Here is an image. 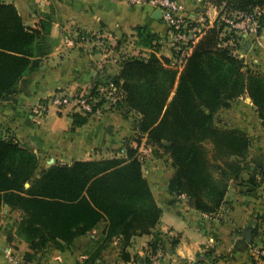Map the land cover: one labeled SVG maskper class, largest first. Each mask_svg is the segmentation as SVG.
I'll return each instance as SVG.
<instances>
[{
	"label": "trees",
	"instance_id": "16d2710c",
	"mask_svg": "<svg viewBox=\"0 0 264 264\" xmlns=\"http://www.w3.org/2000/svg\"><path fill=\"white\" fill-rule=\"evenodd\" d=\"M203 1L215 6L218 15L192 46L180 71L169 66L166 57L130 56L107 80L122 91L117 108L137 116L132 119L134 136L146 133V141L168 153L174 167L168 190L185 194L193 208L214 213L224 202L230 180L239 177L237 157L250 142L241 130L213 125L214 112L224 104L222 96L248 94L264 128V76L242 72L239 56L231 46H222L228 25L221 15L250 12L264 6V0ZM135 31L142 46L158 39L145 26ZM38 37L12 4H0V99L14 94L20 79L37 65L33 56ZM130 140L134 137L123 140V159L54 164L34 176L35 154L0 135V208L7 204L22 213L16 234L36 249L46 241L69 243L100 222L106 238L120 236L127 242L132 235L149 233L161 210ZM162 237L155 235L149 247L155 248ZM177 242L176 237L168 239L170 251ZM219 258L206 249L190 264H213ZM83 264L99 263L87 259Z\"/></svg>",
	"mask_w": 264,
	"mask_h": 264
},
{
	"label": "crops",
	"instance_id": "0c3cea01",
	"mask_svg": "<svg viewBox=\"0 0 264 264\" xmlns=\"http://www.w3.org/2000/svg\"><path fill=\"white\" fill-rule=\"evenodd\" d=\"M178 1L187 13L200 14L211 24L218 15L217 8L203 0ZM0 4H12L24 25L39 32L33 56L37 65L20 79L14 94L0 99V134L15 136L20 145L35 154L43 169L54 164L100 159L93 151L121 149L123 140L135 135L131 118L108 110L95 121L74 123V119L81 116L69 108L36 113L32 107L55 91L85 92L99 78L118 74L120 65L104 60L94 39L82 40L80 34L95 38L100 33L116 32L128 41L137 42L135 28L145 26L159 38H166V27L160 16L154 17L156 9L148 0L136 3L126 0H0ZM261 10L264 12L263 8ZM261 37L264 38V31ZM245 46L250 47L248 43ZM136 48L145 52L141 44ZM254 49L257 54L248 56L244 48L243 56L249 57V63L258 61L264 72V45L256 42L250 50ZM157 54L169 56V48L162 46ZM233 127L253 140L244 155L237 158L241 165L239 177L230 180L218 211H199L189 204L185 194L168 190L174 173L168 155L164 154L162 160L147 158V170L142 172L161 210L159 220L149 233L132 235L127 242L114 236L100 247L101 255L96 262L150 264L145 257L149 242L155 235L172 234L178 242L160 264H190L206 249L212 250L214 256H222L213 264H252L247 246L262 236L264 225V140L254 139L252 127ZM149 150L142 151L144 154L148 151L150 157ZM11 210L7 204L0 208V264H83L92 243L100 235L93 229L95 234L77 235L69 243L49 242L31 249L30 244L16 234L18 221L14 220ZM16 213L21 215L19 211ZM103 228L104 225L101 233L105 237ZM87 236L93 237V242L86 244ZM164 245L169 248L165 240Z\"/></svg>",
	"mask_w": 264,
	"mask_h": 264
},
{
	"label": "built area",
	"instance_id": "2783aa9c",
	"mask_svg": "<svg viewBox=\"0 0 264 264\" xmlns=\"http://www.w3.org/2000/svg\"><path fill=\"white\" fill-rule=\"evenodd\" d=\"M130 3H136L138 0H126ZM152 8L160 11V19L166 27V38L154 40L150 46H143L145 53L144 58L155 54L158 57H166L169 66L180 71L186 63L192 46L200 38L205 28L211 23L207 22L200 14L187 13L184 6L178 0H148ZM262 13L261 8H254L250 12H228L221 15V19L228 25L227 32L222 33L224 38L221 40L222 46H231L235 51L234 31L241 29V35H256L262 30ZM233 31V33L228 32ZM82 40H93L102 50L104 60H111L113 64L120 65L122 60L127 58L124 55V37L121 33L104 32L92 38L91 36L80 34ZM168 47L170 55L164 56L157 54L161 47ZM241 52V51H240ZM239 52V53H240ZM129 57V56H128ZM122 91L113 82L107 80V77L99 78L90 84L85 92L73 94L53 92L47 98L42 99L32 110L37 112H50L51 110H62L69 108L81 117L98 118L105 111L115 110L121 101ZM134 115V114H133ZM136 148L137 146H133ZM140 151V149H139ZM142 151V150H141ZM138 156V155H137ZM139 160L141 155L138 156ZM175 237L172 234L162 237L163 241ZM159 243L155 248L149 247L146 252V259L150 264H160L172 251L167 248L164 242ZM169 244V243H168ZM247 254L252 264H264V225L262 236L247 246ZM20 264V263H19Z\"/></svg>",
	"mask_w": 264,
	"mask_h": 264
},
{
	"label": "rangeland",
	"instance_id": "374dc122",
	"mask_svg": "<svg viewBox=\"0 0 264 264\" xmlns=\"http://www.w3.org/2000/svg\"><path fill=\"white\" fill-rule=\"evenodd\" d=\"M261 8L264 9V6H261ZM262 21L264 22V12L262 13ZM262 26L264 27V23H262ZM259 31V34L253 35V34H249L247 36H243L241 35V29L238 28L236 31H230L228 29V32H231L234 34V45H235V51L234 54H237L241 60V71L242 72H251V73H255V74H259L264 76V72L261 70L258 61H251V63H249V57L248 56H252L257 54V50H250L253 49V47L255 46L256 42L258 45H264V38L261 37V33L263 30ZM255 41V42H254ZM139 41H135V40H131L128 41V39H124L123 42V47L124 50H126L127 52L124 54L127 57L132 56L133 58H144V56L146 54H139V53H145L143 50L141 49H137L136 45L139 46L140 44H138ZM249 44V48H246V44ZM244 48L247 50L248 56H243V50ZM251 51L248 52V51ZM132 51H136L134 53H132ZM241 51V52H240ZM240 52V53H239ZM245 53V52H244ZM103 75V74H102ZM222 102L224 103L222 106H220L213 114L212 116V122L213 125L217 128H228V129H237V127H233V126H242V127H252L253 131H254V139L256 141H262L264 140V128L262 126V121L258 116L256 107L253 105L251 98L248 96V94H241L240 96H236V97H231L230 99L225 98V95L222 96ZM112 112H117L122 114V116L127 117V118H131L134 119L136 116L132 115L131 112H125L126 109L123 107H118L115 110H110ZM83 119H85V122H90L89 120H96L97 118H86V117H81ZM239 130V129H237ZM243 132V131H242ZM2 136V138H6V139H15L16 137L11 135V134H7V133H1L0 134ZM249 141H252L253 139L248 137ZM138 139V141L136 140ZM132 146H137L136 147V154L139 156L141 155V163H142V168L144 167V170H142L143 172H146L147 170V158H152V159H157V157H160V159L162 160V157L164 154L168 155V153L160 146H156L154 144H152L149 141H146V133H140L138 136H134V141L133 142H129ZM144 144V145H143ZM146 144L150 145L146 146ZM166 144V143H165ZM23 146V145H22ZM144 148H147L148 150L151 148V150H149V155L148 156V151L147 153H143V151H141ZM122 149V150H121ZM121 149L119 150H110V151H93V155L100 157V159L103 158H119V159H123L125 158V147L122 146ZM140 149V151H139ZM144 154V155H143ZM243 156V155H242ZM169 157V155H168ZM170 158V157H169ZM238 158V157H237ZM233 159V158H231ZM152 161V160H151ZM43 169L42 165H37L36 171L34 176H38V174L40 173V171ZM148 183V182H147ZM29 185H24L25 188H27ZM19 210H15L12 209L11 212H13V218L15 221H18L20 216H19L16 212H18ZM15 223V222H14ZM17 223V222H16ZM264 224V223H263ZM104 225V222H100L98 223L93 229H97V233L99 232V238L98 240H95V243H92L90 251L88 252L89 256L87 259H96L101 255L100 253V247L103 246L105 243H107L109 240H111V238H106L102 235L101 233V228ZM91 229L90 232L91 234H95ZM94 238L93 237H89L87 236L86 238V244L87 242H93ZM49 242L52 241H46L43 243L44 244H49ZM85 259V260H87Z\"/></svg>",
	"mask_w": 264,
	"mask_h": 264
},
{
	"label": "water",
	"instance_id": "95a60500",
	"mask_svg": "<svg viewBox=\"0 0 264 264\" xmlns=\"http://www.w3.org/2000/svg\"><path fill=\"white\" fill-rule=\"evenodd\" d=\"M160 16V11L159 10H156L155 14H154V17H159ZM26 185H28V183H26ZM248 232V231H247ZM240 246V244L238 245Z\"/></svg>",
	"mask_w": 264,
	"mask_h": 264
}]
</instances>
